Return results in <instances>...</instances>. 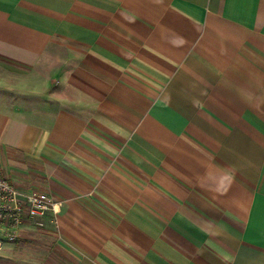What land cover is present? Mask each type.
Listing matches in <instances>:
<instances>
[{"label": "crops", "instance_id": "crops-1", "mask_svg": "<svg viewBox=\"0 0 264 264\" xmlns=\"http://www.w3.org/2000/svg\"><path fill=\"white\" fill-rule=\"evenodd\" d=\"M0 62V174L62 202L3 264H264V0H0Z\"/></svg>", "mask_w": 264, "mask_h": 264}, {"label": "built area", "instance_id": "built-area-1", "mask_svg": "<svg viewBox=\"0 0 264 264\" xmlns=\"http://www.w3.org/2000/svg\"><path fill=\"white\" fill-rule=\"evenodd\" d=\"M61 204L48 193L21 189L0 174V246L16 241L26 224L43 228L55 219Z\"/></svg>", "mask_w": 264, "mask_h": 264}, {"label": "rangeland", "instance_id": "rangeland-1", "mask_svg": "<svg viewBox=\"0 0 264 264\" xmlns=\"http://www.w3.org/2000/svg\"><path fill=\"white\" fill-rule=\"evenodd\" d=\"M11 72L6 69V67L3 66V64L0 62V103L3 99V91L4 89L6 88L7 85L9 84H14V83H17L19 81H22L24 80L25 78L23 77H19L18 75H13V74H10ZM51 222H47L45 225H44V229L46 228H52L51 226H48V224H50ZM37 241L39 240V238L36 239ZM43 239L40 238L39 241H42ZM49 242V241H48ZM32 244H34L33 242H31ZM46 243V242H45ZM0 264H3V261H2V257H0Z\"/></svg>", "mask_w": 264, "mask_h": 264}]
</instances>
